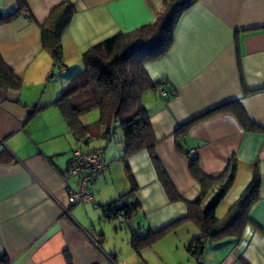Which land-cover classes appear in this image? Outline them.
I'll return each instance as SVG.
<instances>
[{"label":"crops","instance_id":"obj_1","mask_svg":"<svg viewBox=\"0 0 264 264\" xmlns=\"http://www.w3.org/2000/svg\"><path fill=\"white\" fill-rule=\"evenodd\" d=\"M163 1L0 0L2 16L18 11L0 23V57L22 80L16 89L0 87V257L8 264H103L106 255L127 264L115 246H106L111 220L103 217L102 206L132 188L137 207L128 231L143 235L168 227L150 246L140 247L145 264H264V0L194 1L176 18L168 50L143 65L152 81L161 82L140 101L159 167L177 199L167 195L145 147L125 154L117 121L109 137L105 125L95 123L93 139L80 144L55 103L82 70L88 48L153 23ZM60 4L72 13L61 32L63 65L57 69L40 26ZM160 89L173 94L162 96ZM230 102L235 106L214 111ZM238 108L251 125L240 120ZM188 122L177 138L176 128ZM178 139L185 151L197 149L206 175L216 177L235 161V179L216 218L227 214L256 170L260 180L248 222L233 235L202 240L200 259L188 245L201 231L186 216L187 202L198 197L201 186ZM73 148L99 149L106 163L90 185L92 202H68V189H76V177L64 175Z\"/></svg>","mask_w":264,"mask_h":264},{"label":"trees","instance_id":"obj_2","mask_svg":"<svg viewBox=\"0 0 264 264\" xmlns=\"http://www.w3.org/2000/svg\"><path fill=\"white\" fill-rule=\"evenodd\" d=\"M194 1L196 0H164L162 10L153 23L131 32L117 33L88 48L82 54V70L73 77L55 102L69 124L76 141L80 144H86L93 139L90 129L95 123L105 125L104 135L109 137L111 133L109 127L114 120L117 121L123 135L125 154L145 147L157 167L160 179L171 200L177 199L178 195L159 167L154 152L155 138L149 115L140 101L144 91L151 88L157 89L161 82L152 81L143 65L157 59L168 50L172 43V26L176 18ZM71 13L70 7L60 4L51 11L47 21L40 26L42 44L50 53L53 65L57 69L63 65L61 32L68 23ZM17 15L18 11L7 16L0 14V23L7 22ZM21 83V78L7 67L0 57V87L16 89L21 86ZM168 93L166 97L173 94ZM233 104V102L226 103L214 111ZM94 109L99 111L97 121L82 124L80 116ZM238 111L240 120L246 125H251L242 111L240 109ZM190 124L192 123L188 122L176 128L177 138L184 136ZM178 146L187 156L188 150L185 151L182 148L181 139H178ZM96 150L99 149L93 148L90 151ZM189 160L190 172L199 182L201 191L195 200L187 202L186 217L197 224L201 235L190 242L188 250L196 259H200L203 249L202 240L214 239L227 234L233 235L238 233L242 224L248 222L247 213L258 198L260 180L256 170L252 180L240 197L230 206L227 214L223 218H216L215 209L234 182L235 161L230 159L219 175L212 177L201 172L196 156ZM133 189L103 205V217L114 220L119 214H123L124 221L118 222L120 226L127 227L137 207V202L132 195ZM211 189H215V192L208 199ZM167 229L168 227H163L143 235L133 232L130 243L138 251L141 246H150ZM0 264L8 263L4 257H0ZM68 264H70L69 261Z\"/></svg>","mask_w":264,"mask_h":264},{"label":"built area","instance_id":"obj_3","mask_svg":"<svg viewBox=\"0 0 264 264\" xmlns=\"http://www.w3.org/2000/svg\"><path fill=\"white\" fill-rule=\"evenodd\" d=\"M27 14L26 12H24ZM162 96H167L169 93L165 89H160ZM89 139V137H87ZM197 154V149L192 148L187 152L188 158H193ZM106 167V163L102 159V152L96 151H82L75 148L71 152L70 163L68 164L64 175L76 177V189H68L67 197L70 205L79 203L92 202L93 198L90 192V185L97 180L98 174ZM132 205V204H131ZM68 210L62 208V215L67 216ZM119 222L124 221V215L119 214L117 217ZM103 264H115L112 258L105 256Z\"/></svg>","mask_w":264,"mask_h":264},{"label":"rangeland","instance_id":"obj_4","mask_svg":"<svg viewBox=\"0 0 264 264\" xmlns=\"http://www.w3.org/2000/svg\"><path fill=\"white\" fill-rule=\"evenodd\" d=\"M98 117H99V111L97 109H94L82 115L81 120L88 121L86 123L91 124L97 121ZM93 142L96 143L97 142L96 139H94ZM104 142H106V140ZM103 144L105 145V143ZM106 226L109 227L105 232L106 235L105 242L107 244L106 246H111V247L115 246L116 251L119 252L121 258L123 256L126 259L127 264H145L143 262L142 257L139 256L140 250L134 251L133 247L131 246V243L128 242L132 238V234L128 231V226L127 227L125 225L120 226V223L118 222L117 219L111 220L109 224H107Z\"/></svg>","mask_w":264,"mask_h":264}]
</instances>
